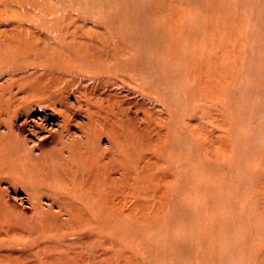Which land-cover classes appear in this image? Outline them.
I'll use <instances>...</instances> for the list:
<instances>
[{"label":"bare ground","instance_id":"6f19581e","mask_svg":"<svg viewBox=\"0 0 264 264\" xmlns=\"http://www.w3.org/2000/svg\"><path fill=\"white\" fill-rule=\"evenodd\" d=\"M193 1L197 3L198 15L193 18L189 29L188 34L192 35L193 40L187 50H194L195 44L207 48L218 44L226 48L225 43H220L222 34L227 33L225 23L240 21L243 28L241 39L246 42L248 51L241 54L242 63L238 62L232 69L234 72L239 71L231 80L232 85L237 86L232 91L227 87L233 104L222 105L218 109L231 112L241 127L255 117L259 130L261 120L258 118L264 116V0H242L244 11L231 16L224 13L233 9L232 0ZM23 2L35 5L36 0H0V16L16 15V10ZM49 2L51 8L45 12V25L49 30L60 32L61 39L71 47L76 57L88 58L91 51L104 52L105 59H114L119 55L118 59L123 58L118 62L123 73V77L117 75L123 78L121 83L125 81V84H132L135 80L139 86L145 85L148 88L146 91L159 93L157 97L162 98L153 104L162 102L169 116L179 124L190 106L196 111L211 112L209 110L213 104L201 98L203 88L205 91L210 88L214 74L224 81L227 74L222 69H213L206 74V70L202 72L198 68L201 56L188 61L178 53L176 48L181 38L188 35L184 31L186 28L180 30L179 23L175 25V28L179 27L175 30V36L165 39L163 24L155 19L163 13L170 0H152L151 4L149 0ZM184 2L190 3V0ZM185 10L186 13L191 11L190 8ZM208 12L218 14L217 19L207 16L210 15ZM27 14L32 17L29 10ZM52 19H58L59 22L54 23ZM4 20L6 22L3 25L12 28L16 34L7 38L5 33H0L1 48L7 51H2L0 56V264H61V260L56 259L62 257L63 252L68 262L88 259L94 262V240L82 243L67 241L64 237L72 234L76 227L88 223L87 213L103 201L101 196L104 193L95 179L99 167L108 173L121 174L119 171L123 173L126 170L125 162L116 149L118 139L111 136L112 150L101 152L96 158L94 151L84 141L90 140L92 134L102 137L112 130L102 125V119L114 115L113 96L116 91L113 90L117 89V95H121L126 105L130 104L129 93L118 92V86L106 89L100 80L95 81L89 76H69L54 61H65L63 49L51 47L48 50L44 45L47 42L54 45L58 41L38 32L34 25ZM100 29L106 30L107 34L104 32V35H109L111 48L101 44ZM19 31L23 36L17 33ZM165 41L169 42L171 52H167ZM87 45L92 48H87ZM32 54L47 58L38 56V59H33ZM115 65L112 64L111 75L115 72ZM202 82L203 88L200 87ZM214 91L215 95L218 89ZM71 95L75 97L74 104L68 101ZM44 111L51 113L46 114ZM80 112L85 114L82 122L77 121ZM35 114L39 116L33 119ZM18 117L24 118L21 123L17 122ZM54 117L59 118L55 124ZM194 117V120L186 123L190 130L202 125L199 117ZM165 120L167 123L163 121L165 129L160 143L161 153L164 155L167 152L166 161L169 165L183 171L181 188L187 193L174 201L168 216L163 220V236L169 247L165 248L158 240L153 242L159 264L162 256L172 264H246L242 259L245 251L238 247L239 242L251 233H246V226L242 224L245 217L234 209L236 204L243 203L246 179L234 177V180H230L220 166L196 161V149L186 148L181 125V133H177L170 130V123L167 118ZM71 128H76L81 132L80 135L73 136ZM43 133H46L47 139L50 138V144L58 146L56 151L68 166L73 162L71 168H64L61 173L55 174L53 163L47 161L48 150L43 149L46 145ZM241 135L237 139L238 150H234L233 158L246 155L250 149L252 153L264 150L258 138H248L243 128ZM146 137L147 133L142 135V138ZM244 139L250 146L244 143ZM220 150L226 149L221 146ZM171 154L177 155L179 160L171 163ZM92 171L95 172L90 173ZM230 182L237 186L228 189ZM9 189L23 192L28 203L25 208L33 216L44 217L41 223V220L38 221L40 225L52 229L53 239L49 242H56L54 245L33 239L30 224L27 225L29 227L16 226V220L10 212V202H19L21 213L27 210L22 207L23 198H6ZM189 190H193V193H188ZM43 199L49 203H42ZM115 199L116 202L123 201L119 197ZM111 203H114L113 200ZM195 204L197 207H191ZM79 219L80 223L76 224ZM123 223L126 238L134 235L132 233L139 226H147L146 222ZM229 224L233 226L228 228ZM175 232H182L185 237L177 236ZM139 245L145 249L141 242ZM54 250H57L58 256L51 257L48 253Z\"/></svg>","mask_w":264,"mask_h":264},{"label":"rangeland","instance_id":"374dc122","mask_svg":"<svg viewBox=\"0 0 264 264\" xmlns=\"http://www.w3.org/2000/svg\"><path fill=\"white\" fill-rule=\"evenodd\" d=\"M184 1L170 0V3L165 5L163 13L159 14L155 19V21L158 20L163 24L165 39L168 37L171 39V37L175 36V30L179 29V27L175 28V25L178 23L180 30L186 28L184 31L187 34L190 33L189 29H191L193 18L198 15V8L195 5L197 3L193 0H190V3ZM151 2L152 0H149L150 4ZM241 3L242 0H232L231 6H234L231 10L232 12L228 11V13L224 14L229 16L239 15L242 10L244 11ZM19 8L18 10L15 9L16 15L14 16H0V33H5L7 38H12L10 35L16 34L12 28L3 25L6 22L4 19H7V22L18 21L21 24L34 25L38 32L58 41L54 45H51L49 42L44 45L47 46L48 50L51 47H61L63 49L65 61L64 59V62H59L55 59L54 61L56 62L55 65H58L69 76H89L95 81L97 79L100 80L106 86V89L113 87L115 89L118 86V92L123 94L129 93L128 101H130V104L126 105L121 95L119 93L117 95V89L113 90V92L116 91V95L113 96L115 98L113 102L114 115H108V118L102 119V125L109 126L112 130L102 137H98L96 133L92 134L90 140L84 141L94 151V158H96L101 152L108 153L109 150H112L109 138L118 139L116 149L120 158H123L122 160L125 162L126 170L123 173L119 171L121 174L117 172L108 173L107 170L99 167L95 179L96 183L99 184L100 191L104 193L101 196L103 201L92 212L87 213L89 214L88 223L83 225V227H76L72 234L64 237L67 241L73 240L82 243L91 239L94 240L92 242V252L95 251L96 260L94 262L90 259L80 260L79 262L77 260L68 262L65 259V252H63L62 257L56 260H61V264H97L100 261L102 264H159L153 242L154 240H158L165 248L169 247L163 236V220L168 216L169 210L175 203L174 201L182 198L187 193V191L181 188L183 171L181 169L178 170L176 166L169 165L170 163L166 161L168 160L167 152L164 155L161 153L160 143L163 136L162 132L165 129L163 121L167 123L165 120L167 118L172 128L170 129L171 131L182 132L185 135L186 148L196 149L194 152L196 161L209 164L210 166H220L223 174L230 178V180H234V177L246 179L245 188H243V203L236 204L234 209L245 217L242 224L246 226V233H251V235L245 238L244 241L239 242L240 246L238 248L245 251L242 259L246 264H264V150L257 149L259 152L252 153L250 149L246 155L233 158L235 155L234 150H238L237 139L242 137V128L245 129L248 138L257 137L261 148L264 149V116L258 118V120H261L259 121L261 127L258 130L255 117L250 118L241 127L238 119L232 116L231 112L228 113L218 109L222 108V105L228 106L233 104L227 87L232 91L233 87L237 86H233L231 80L234 79L235 74L239 71L234 72L232 69L238 62H241V54H245L248 51V46L245 47L246 42L241 39L243 28L239 23L240 21L225 23L224 28L227 30V33L222 34L220 43H225L226 48L218 44H212V47L209 48L195 44L193 46L194 50H187L193 40L192 35H184L181 38L178 48H176L180 55L188 61L201 56V65L198 68L202 72L206 70V74H209L213 69H222L225 70L227 76L224 81L223 78L214 74V78L211 79L209 84L210 88L206 91L203 88V82L200 83V87L203 88L202 100H210L208 104H213L209 110L211 112L196 111L190 106L181 124H179L178 121L169 116L168 109L166 106H163L164 104L162 105V102L153 104L157 100H160V97L162 98V96L157 97L159 95L158 92V94H155L151 90L146 91L145 89L148 90V88L145 85L143 87L139 86V82L135 80L132 84H125V81L121 83L123 81V73L119 61L123 58L118 59L119 55L118 57L116 55L114 59H105L104 52L91 51L92 54L88 58L76 57L71 47L61 39L60 32L53 29L49 30L45 25V21L47 20L45 12H48L51 8L49 0H36L35 5L23 2ZM185 8H190L191 11L186 13ZM27 10H29L32 17L28 16ZM208 13L210 15L207 16L217 19L218 14ZM254 14L253 12V17ZM53 20L54 23L59 22L58 19H52V22ZM35 21H38V23L36 24ZM99 32L101 33V44L106 48H111V43H108L110 40L109 35H104L106 30L100 29ZM17 33L23 36L21 35V31ZM164 46L167 52L172 51L170 50L171 46L168 41H165ZM86 47L92 48L90 45ZM122 47L125 48V46ZM2 51L7 52L4 48H1L0 44V56ZM98 54L100 56L97 57ZM38 56L47 58L43 55L32 54L33 59H38ZM68 56L72 59H69ZM112 64H116L113 75L110 74ZM130 73H133V71ZM118 74L122 77L117 76ZM229 74L230 76H228ZM217 89L218 91L214 95V90ZM224 96L227 97L223 98ZM68 101L70 104H74L75 97L71 95ZM44 112L46 114L51 113L50 111ZM38 116V114H35L32 118L35 119ZM83 116L85 114L80 112L77 121H84ZM194 116L199 117L202 125L190 130L187 128L186 123L194 120ZM23 119L22 117H18L17 122L21 123ZM58 119L54 117V124ZM104 130L107 131L106 129ZM70 133L75 136L80 135L81 132L79 133L76 128H71ZM145 133H147V137L142 138V135ZM45 135L46 133L42 134L44 138L47 137ZM156 137L159 141L157 143ZM49 141L50 138H46L44 141L46 145H44L43 149L48 150L46 152L48 154L47 161L53 163L55 174L61 173L64 168H71L73 162H70L68 166L57 153L56 149L58 146L50 144ZM244 143L250 146L249 142L245 139ZM195 144L198 145L196 146ZM201 145L205 148L201 147ZM221 146L226 150H220ZM35 152L37 153L38 151L36 150ZM164 156H166V159H164ZM177 160H179L178 156L171 154L170 162L174 163ZM103 161L105 162L106 159ZM236 186V183L230 182L227 188L233 189ZM188 193H193V190H189ZM15 196L24 199L23 208L28 205L23 192L13 191L12 189L7 191V199ZM117 197L123 201L116 202L115 198ZM111 200H113V204ZM42 203H49V201L43 199ZM10 206V212L16 220L17 227H19L18 225L29 227L27 225L30 224L34 233L33 239L52 245L56 243L49 242L53 239L52 229L40 225L44 218L43 216H33L27 208H25L27 210L26 213H21L19 202H10ZM191 207L195 208L197 204ZM53 211H55V208H53ZM96 216L102 218L97 219ZM133 218L139 220H133ZM38 220H41L40 223ZM79 221L80 219L75 223L79 224ZM125 221L127 223L128 221L146 222L147 226L145 228L139 226L132 233L134 235L126 238L127 236H125L123 231L125 227L123 222ZM232 226V224L227 225L228 228ZM104 228L108 229L103 231ZM128 229L127 227L126 230ZM175 233L177 236L185 237L182 232ZM179 239L181 238L179 237ZM140 242L145 249L140 247ZM85 246L83 245V247ZM48 254L51 257L58 256L57 250ZM160 264L172 263L165 256H162Z\"/></svg>","mask_w":264,"mask_h":264}]
</instances>
